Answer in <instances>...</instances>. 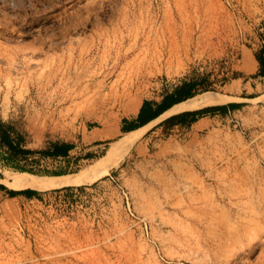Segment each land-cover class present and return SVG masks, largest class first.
Masks as SVG:
<instances>
[{
  "label": "rangeland",
  "instance_id": "rangeland-1",
  "mask_svg": "<svg viewBox=\"0 0 264 264\" xmlns=\"http://www.w3.org/2000/svg\"><path fill=\"white\" fill-rule=\"evenodd\" d=\"M263 46L264 0H0V120L33 150L75 144L29 167L89 172L115 142L87 158L86 125L185 81L233 98L186 162L158 152L173 114L105 174L30 197L9 193L32 188L10 186L8 171H28L6 166L0 145V264H264ZM146 140V159L129 161Z\"/></svg>",
  "mask_w": 264,
  "mask_h": 264
},
{
  "label": "crops",
  "instance_id": "crops-1",
  "mask_svg": "<svg viewBox=\"0 0 264 264\" xmlns=\"http://www.w3.org/2000/svg\"><path fill=\"white\" fill-rule=\"evenodd\" d=\"M257 66L259 68V63L258 65L256 63V67ZM141 105L142 102L135 109H132L131 106L128 107L126 110L127 113H125V115L111 123L100 122L99 125H86L81 131V144L84 148V154L86 157H97L96 155L102 151L107 141L112 139L114 142L120 141L129 131L148 126L150 123L155 121L145 130L143 133L144 136L145 133L158 122L157 120L164 112L145 125L124 132L122 128L123 118L127 119L126 123L129 124V126L134 125V119L137 117ZM226 115V113L208 114L199 117L189 125H172V128H170L172 133H169L165 138H162L158 144V152L161 155L160 157H166L167 159H172L179 162H186V159L190 158L191 155H196L199 152L205 150L209 140L214 139L217 135V132L220 131L218 127L220 123L219 120L221 118L225 119ZM148 144L149 140L140 142L138 141L132 147L128 160L133 163L135 161L146 159V155L149 151ZM109 149L110 147L106 149V153L103 154L101 158L108 154Z\"/></svg>",
  "mask_w": 264,
  "mask_h": 264
},
{
  "label": "trees",
  "instance_id": "trees-1",
  "mask_svg": "<svg viewBox=\"0 0 264 264\" xmlns=\"http://www.w3.org/2000/svg\"><path fill=\"white\" fill-rule=\"evenodd\" d=\"M257 60L260 64L259 73L261 76L264 77V46L260 49L259 54H257ZM194 90V83L191 81H185L181 85L175 87L173 91L166 93L160 101L145 99L140 107L137 117L134 119V125L129 126V124L126 123L127 119L123 118V131L126 132L131 129L145 125L146 123L161 115L173 104L195 95ZM239 104L240 103L232 102L228 103L226 107H235ZM220 112H226L225 105L210 106L202 108L200 110L182 112L166 119L163 125L167 123H171V125H189L203 115L216 114ZM23 141L24 136L20 132L15 131L11 124L0 120V145L6 147L4 153H2L1 156L6 166L13 167L20 171H28L40 174L45 173L52 175H61L66 173L65 171L35 169L32 166L29 167L28 165L22 164L21 160H27L30 158L29 156L31 154L35 153H40L45 156H52L55 158H67L70 155V151L75 147L74 143L55 142L49 149L33 150L25 147ZM0 188L4 189L5 187L3 185H0ZM9 193L11 195L24 194L30 197L34 194H38V191L33 189H26L21 191L9 190Z\"/></svg>",
  "mask_w": 264,
  "mask_h": 264
},
{
  "label": "bare ground",
  "instance_id": "bare-ground-1",
  "mask_svg": "<svg viewBox=\"0 0 264 264\" xmlns=\"http://www.w3.org/2000/svg\"><path fill=\"white\" fill-rule=\"evenodd\" d=\"M231 100H233V98L224 93L217 91H203L173 104L159 118L186 111L199 110L208 106L224 104ZM137 106L139 105H137L135 101L134 108ZM148 126H145L139 131H131L122 141L115 142L106 156L102 157L91 167L87 168L90 170L89 172L83 171L77 174L68 173L63 175L39 176L28 172L8 171L7 176L9 178V184L16 189L32 188L44 190L94 180L108 172L113 165L117 164L123 153L138 140ZM92 172L93 175H90Z\"/></svg>",
  "mask_w": 264,
  "mask_h": 264
},
{
  "label": "water",
  "instance_id": "water-1",
  "mask_svg": "<svg viewBox=\"0 0 264 264\" xmlns=\"http://www.w3.org/2000/svg\"><path fill=\"white\" fill-rule=\"evenodd\" d=\"M209 107V106H208Z\"/></svg>",
  "mask_w": 264,
  "mask_h": 264
}]
</instances>
